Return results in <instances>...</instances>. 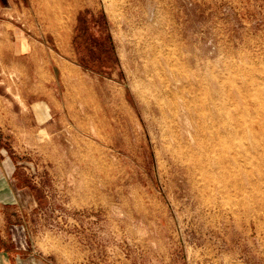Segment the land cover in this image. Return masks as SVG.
<instances>
[{"label":"rangeland","instance_id":"374dc122","mask_svg":"<svg viewBox=\"0 0 264 264\" xmlns=\"http://www.w3.org/2000/svg\"><path fill=\"white\" fill-rule=\"evenodd\" d=\"M0 148L49 264H264V0H0Z\"/></svg>","mask_w":264,"mask_h":264},{"label":"crops","instance_id":"0c3cea01","mask_svg":"<svg viewBox=\"0 0 264 264\" xmlns=\"http://www.w3.org/2000/svg\"><path fill=\"white\" fill-rule=\"evenodd\" d=\"M17 169L14 157L0 148V264H49L31 247L21 221L36 200Z\"/></svg>","mask_w":264,"mask_h":264},{"label":"bare ground","instance_id":"6f19581e","mask_svg":"<svg viewBox=\"0 0 264 264\" xmlns=\"http://www.w3.org/2000/svg\"><path fill=\"white\" fill-rule=\"evenodd\" d=\"M149 74L151 76L150 80L152 81V83L151 85L148 86V89L146 90H147L148 95L150 96V100L153 101L163 113V116L165 118V123H166L165 126H167L168 130L171 132L173 136L174 143H173V148H171L173 155L176 157L177 160L181 161L185 165L186 169L189 171V173L195 180H197V178L202 179V177H204L206 181L210 182L208 178L211 175V173L214 172V168L213 166H211V162H210L212 157L211 156L210 157H205V156L195 157V155H192L189 152L188 148H184L183 143L179 137V133H178L179 131V121H178L179 111L176 107L177 103L167 92L169 88L167 77L160 71L156 62H153L151 64V67L149 68ZM168 76H170V74ZM171 80L173 79L171 78ZM187 116H188V113H187ZM188 119H189V116H188ZM227 148H231V144L228 139L224 138L223 140H221V150L223 151V155H222L223 157L221 156V157H218L217 159H214V162L219 161L217 164H219L220 166H222V164L224 166V163H225L224 159H226V154L224 152Z\"/></svg>","mask_w":264,"mask_h":264},{"label":"trees","instance_id":"16d2710c","mask_svg":"<svg viewBox=\"0 0 264 264\" xmlns=\"http://www.w3.org/2000/svg\"><path fill=\"white\" fill-rule=\"evenodd\" d=\"M112 47H113V45H112ZM114 48V47H113Z\"/></svg>","mask_w":264,"mask_h":264}]
</instances>
